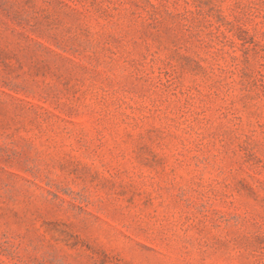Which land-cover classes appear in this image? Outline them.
<instances>
[{"label":"rangeland","instance_id":"374dc122","mask_svg":"<svg viewBox=\"0 0 264 264\" xmlns=\"http://www.w3.org/2000/svg\"><path fill=\"white\" fill-rule=\"evenodd\" d=\"M0 264H264V0H0Z\"/></svg>","mask_w":264,"mask_h":264}]
</instances>
